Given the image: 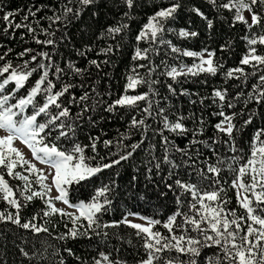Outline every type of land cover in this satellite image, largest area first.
Returning <instances> with one entry per match:
<instances>
[{
	"label": "trees",
	"instance_id": "1",
	"mask_svg": "<svg viewBox=\"0 0 264 264\" xmlns=\"http://www.w3.org/2000/svg\"><path fill=\"white\" fill-rule=\"evenodd\" d=\"M175 2L176 0H134L133 8L129 9L123 3V0H99L97 4L85 8L79 19L70 17L71 22L65 26L64 23H52L48 19H44V17L53 15L51 9H60L62 0H0V8L3 9V12L16 9H25L26 11L27 8L32 6H46L37 13L35 18H30L29 22L36 28L38 39L50 38L55 40V44L50 46L37 44L33 39V35L28 33L26 29L9 30L5 33L2 30L4 27L3 22H0V55L7 53L5 59L0 61V65L10 61L13 66H17L23 64L25 60H30V55L23 58L18 56L25 48L33 49L32 54L48 52L53 63L65 69V75L61 81L55 80V77L50 73V78L56 83L57 89L61 87L62 83L77 85L61 98L66 106L71 107L73 120L80 112L81 106L68 104L72 93L79 97L85 90L92 93L94 88L95 93L92 94L93 98L89 101L90 103H95L97 98H102L104 102L111 103L122 94H125L127 77L133 74L132 69L143 64L146 67L138 68L137 71L144 79L158 81L152 85L157 93L152 99L159 101V106L167 110L166 114L169 119L175 121L178 116H184V123L188 129L201 127L203 129L202 135L196 137L201 143L190 147L191 160L180 152L172 151L170 153L171 158L180 167L170 169L168 165L162 163L161 169L157 171L154 168L155 162L153 161V164L150 165L149 161L152 159V155H155L158 159L163 157L161 137L157 132L158 129L162 128V125L157 118L150 117L147 120L149 127L146 133L142 128L129 127L133 116L139 119L143 115L140 110L145 107V102H139L138 109L124 107L118 108L113 113L103 111L102 107H97L95 111L85 113L82 120L76 121L79 125L76 127L75 137L73 138L76 142L87 145L90 143V137H100V141L97 143V153H93L90 148L86 150L87 156H96L95 160L89 161L93 165L100 162V157L107 158L103 162L117 158L111 155L112 152L116 151L115 146L105 147L103 140L115 141L122 133L130 134L132 137L131 140H125V144L137 142L142 138L145 140L141 148L128 161H122L119 165L105 169L86 180L66 185L67 199L71 203L90 202L91 197L98 188L105 185L111 187V192L108 195L112 203L109 210L100 216L101 223L115 224V222L123 220L129 213L166 222L167 218L177 210L187 212V205L191 201V196L177 188L175 180L181 179L184 182L196 184L201 189L211 190L210 186L213 185V180L202 177L199 170L202 169L207 173V164H215L217 157L224 159L225 163L220 165L222 169L218 177L220 183L215 187L224 189V192L220 195L223 199L229 201L226 207L234 210L236 217L247 215L246 210L240 207L237 202L236 189L231 186L236 174L229 169L228 165L233 164V156L245 159L249 156L255 131L264 127V103L247 102L248 96L252 94V86L258 83L259 73L252 75L254 69L251 65L244 66L240 64V60L248 54L250 47L256 48L257 55L264 56V45L258 42L256 45L249 46L245 39V37H258L264 34V5L257 4L254 6V11L258 13L261 20L259 24L249 29L247 24L235 19V8L226 10L220 7L228 0H216V5L209 3V0H179L180 8L177 9L173 18L164 22L165 31L158 33V37H162L165 43L160 44L158 40L155 43L151 42L150 33L147 38L137 41V35L148 23L149 18L156 11L167 8ZM76 6L73 5V7ZM195 8H198L204 16L212 20V28L208 27L205 19L193 11ZM3 12H0V16L3 15ZM126 12L129 15L125 16L124 13ZM93 13H96V15H93ZM24 14V12H21L16 20L19 21ZM36 19L40 21L39 26L33 22ZM50 24L51 27H49ZM118 24H125L127 27L113 38L107 34L106 30L108 27L117 26ZM248 24L251 23L248 21ZM41 27L47 29L50 33H55V35L48 36L42 33L40 31ZM182 29L188 32H196L198 35L195 37H182L179 35ZM62 37L63 39H61ZM169 41L171 42L170 45ZM109 45L113 46V54L107 56L98 54L101 49L107 48ZM117 45H119L118 49L116 48ZM224 45H227V47L222 50ZM172 46L181 51L190 50L198 53L207 49L215 53L214 61L222 64L223 67L215 75L206 72L196 75L185 74L176 77L174 80L167 76V71H170L172 67L178 69L182 66L191 67L199 63V59L174 53L171 51ZM9 49H12V51L9 52ZM137 49H148V58L134 60L133 56ZM80 52L85 54L80 55ZM93 59L98 62L107 60L108 63H101L100 69H97L89 64V61ZM41 60L42 58L38 57L36 62L30 64V67H36ZM69 61L85 71L80 75L70 72L67 68ZM42 62L48 63L47 60ZM149 67L153 69L151 76L148 74ZM236 67H244L245 72L249 75L241 79L226 78L225 73L227 70ZM260 70L264 71V66H261ZM3 78V76H0V81ZM38 78L39 73H33L32 77L26 82L25 87L21 88L15 95L18 98L26 96L28 90ZM81 83L84 84V89L78 86ZM169 85L175 89V94L169 91ZM14 87L15 84L10 83L6 86V92H11ZM217 89L227 90L225 102H220L218 98L215 101L213 100V92ZM148 91V84H140L134 90L129 89L127 95H136ZM185 91L188 94L182 95L181 93ZM237 94H241L238 99L236 98ZM202 98L203 103H201ZM36 99L39 102L43 101L42 96ZM10 102L15 103V100ZM229 102L234 105L233 108L227 107ZM221 108L226 114H237L233 123L238 128L243 125V121L247 119L249 113H256L252 117L250 125L243 128L239 133H234L238 149L236 152L230 151L228 145L224 143V141L229 140V137L223 133H218L215 128V124L222 119L216 115ZM52 111H56V109L53 108ZM30 112V108L26 110V114H30ZM88 116H91V121L88 120ZM201 118L203 119L202 125L200 123ZM164 135L168 136L179 148H186L189 141L193 139L191 131L186 135L164 131ZM213 140L218 142L213 144ZM204 141L207 142V146L203 143ZM57 143L62 147H71L68 140L61 139ZM151 145L156 146L154 153L150 151ZM212 149H215V151H212ZM240 163H243V160L233 164V166L238 168ZM149 167L153 169L151 174L148 173ZM15 170H20L28 175L32 181L35 180L31 173L25 171V168L17 166ZM170 171L173 173L172 175H169ZM207 175L211 176V174ZM5 179L15 188H20L24 184V181L9 177L6 174ZM244 180L247 181V176L244 177ZM168 185H172V188L170 189ZM33 188L38 189L39 186L33 184ZM177 195L181 196L182 207L177 204ZM0 210L15 211L3 200H0ZM44 210H46L45 200L34 198L33 201L27 204V207L21 210V218L24 222L39 213L35 222L38 225L47 227L50 234H36L11 222L0 223V264H37L36 260H29L24 257L20 250L24 249L31 255L36 250H42L47 244L59 249L60 256L64 258L65 264H93L94 259L100 258L99 253L101 252L109 255L111 260L119 261V264H136L141 259L146 258L143 247L144 240L141 238L146 234L137 236L138 230L133 229L129 224L119 223L106 229H100L98 231H101V235H93L90 240L80 238L61 241L54 237L66 233L68 229L73 227L71 219L68 216L59 214L45 217L43 216ZM80 223L86 224V221L81 220ZM153 231H160L168 235L162 224L155 225ZM104 232H107V236L103 235ZM65 248H71L75 255L69 256L64 251ZM52 251L53 248H49L48 253H46V255H49V260H42L39 264H49V261L53 259L50 256ZM214 251H218V249H205L204 253L212 255ZM172 254L175 255V253ZM60 256L54 259L59 260ZM76 257L80 259L77 260ZM184 258L186 259V257ZM202 260L203 257L198 258V261Z\"/></svg>",
	"mask_w": 264,
	"mask_h": 264
},
{
	"label": "snow or ice",
	"instance_id": "2",
	"mask_svg": "<svg viewBox=\"0 0 264 264\" xmlns=\"http://www.w3.org/2000/svg\"><path fill=\"white\" fill-rule=\"evenodd\" d=\"M98 2L99 0H62L60 9H51L53 15L44 17V19H48L52 23H64L66 26L67 23L71 22L70 17L79 19L85 8ZM123 3L129 9L134 6V0H123ZM209 3L216 5V0H209ZM257 4L264 5V0H228L220 7L226 10L235 8V19L247 24L249 29H251L259 24L261 20L258 13L254 11V6ZM73 5L77 6L73 7ZM180 6L179 0H176L169 7L156 11L137 35V41L147 38L150 33L151 42L155 43L158 40L160 44L165 43L162 37H158V33L165 31L164 22L173 18ZM44 7L46 6H32L27 8L26 11L25 9H16L7 12H3V9L0 8V12H3V15L0 16V22H3L4 25L2 30L7 33L9 30L26 29L28 33L33 35V39L37 44L45 46L55 44V40L50 38L45 40L38 39L36 28L29 22L30 18H35L37 13L42 11ZM241 9L247 10L251 14V24H248ZM193 11L205 19L208 27L212 28V20L204 16L198 8L193 9ZM21 12L25 14L17 21L16 17ZM93 15H96V13H93ZM124 15L127 16L129 13L126 12ZM33 22L37 26L40 25L38 19ZM49 27H51V24ZM126 27L127 25L125 24H118L117 26L108 27L106 32L115 38V35L121 33ZM40 31L48 36L55 35V33H50L42 27ZM179 35L182 37H195L198 33L182 29ZM245 39L249 46L256 45L258 42L264 45V34L258 37H245ZM168 43L169 45L171 44L170 41ZM118 47L119 45L116 46L117 49ZM225 47L227 45L222 46V50ZM88 50L90 51L91 49L89 48ZM8 51L11 52L12 49ZM33 51L31 48H25L18 54L21 58L30 55V60H25L21 65L13 66L10 61L0 65V76L4 77L0 81V130L7 133L4 136H0V194H2L0 195V200L7 202L11 208L15 209L14 212L0 210V223L11 222L22 229L36 234L49 233L47 227L38 225L35 222L39 213L33 215L31 219L22 222L21 210L27 207V204L33 201L34 198H39L45 200L46 210L43 211V216L48 217L59 214L68 216L72 221L73 227L68 229L66 233L54 237L57 240L66 241L80 238L90 240L93 235H101V231H98L100 229H106L119 223H126L133 229L138 230L137 236L146 234L141 237L144 240L143 247L146 258L141 259L139 264H264V127L255 131L250 145V154L246 159L243 157H232L233 164L238 163L240 160H243V163H240L238 168L234 167L233 164L228 165L229 169L236 174L231 186L237 190V202L240 207L246 210V216L236 217L234 210L226 207L229 201L223 199L220 195V193L224 192V189L215 187V185L220 183L218 179L222 170L220 165L225 163L224 159L217 157L215 164H207V173L202 169L199 170V174L202 177L213 180V185L210 186L211 190L201 189L196 184L184 182L181 179L175 180V186L183 193L191 196V201L187 205V212L177 210L167 218L166 222L140 217V219L147 220L148 226L132 223L127 219V216L123 220L115 222V224L101 223L100 216L109 210L112 203L108 195L111 192V187L105 185L98 188L91 197L90 202L80 201L76 204H70L67 199L68 193L65 186L73 182L78 183L86 180L105 169L119 165L122 161H128L141 148L145 140L142 138L137 142L125 144V140L132 139L131 135L126 133L119 134L115 141L103 140L105 147L115 146L116 151L112 152L111 155L117 158L103 162L107 158L100 157V162L93 165L89 161L95 160L96 156H87L86 150L90 148L93 153H97V143L100 141V137H90V143L87 145L76 142L73 139L76 127L79 126L76 121L82 120L85 113L93 112L97 107H102L103 111L113 113L118 108L124 107L138 109L139 102H145V107L140 110L143 115L139 119L133 116L129 127L134 129L142 128L144 133H146L149 127L147 120L150 117L157 118L162 125V128L158 129L157 132L161 137L163 157L158 159L155 155H152V159L149 161L150 165L153 164V161L155 162L154 168L157 171L161 169L162 163L168 165L170 169H178L180 167L171 158L170 153L172 151L180 152L191 160L190 147L201 143L196 137L202 135L203 129L202 127L188 129L184 123V116H178L175 121L169 119L166 114L167 110L159 106V101L152 99V97L157 95L152 85L158 81L144 79L137 71L138 68L146 67L143 64L137 65L132 69L133 74L127 77L128 82L125 85V94H122L111 103L104 102L102 98H97L95 103H90L89 101L93 98L92 94L95 93L94 88L92 93L85 90L79 97L72 93L68 104L81 106L80 112L77 113L75 120H73L71 107L66 106L61 101V98L68 94L71 89L77 87V85L62 83L61 87L57 89L56 83L50 78V73L55 77V80L61 81L65 75V69L55 65L48 52L32 54ZM113 51V46L109 45L107 48L101 49L98 54L107 56L113 54ZM148 51V49H137L133 59H147ZM171 51L186 57L199 59V63L191 67L182 66L179 69L172 67L170 71H167V76L174 80L176 77L185 74L196 75L206 72L215 75L223 67L222 64L214 61L215 53L207 49L198 53L190 50L181 51L172 46ZM79 54L84 55L85 53L80 52ZM6 55L7 53L0 55V61L4 60ZM38 57L42 58L41 62L36 67H30V64L36 62ZM43 60H47L48 63L42 62ZM101 63L106 64L108 61L98 62L95 59L89 61V64L97 69H100ZM240 64L244 66L251 65L254 69L252 75L259 73L258 83L252 86V94L248 96L247 102L264 103V71L260 70L261 66H264V56L257 55L256 48L250 47L248 54L244 55L240 60ZM67 68L76 75H80L85 71L71 61L68 62ZM152 71L153 69L149 67V76H151ZM33 73H39V78L35 80L34 85L28 90L26 96L18 98L15 93L25 87L26 82L32 77ZM4 74L7 75L5 76ZM247 75L249 74L245 72L244 67L228 69L225 73L228 79L246 78ZM10 83H14L15 87L11 92H6V86ZM140 84H148L149 91L136 95H127L129 89L134 90ZM78 86L81 89L85 87L83 83ZM168 88L170 92L175 94V89L171 85ZM181 94L187 95L188 93L185 91ZM240 95L237 94L236 98L238 99ZM41 96L43 101L39 102L36 98ZM226 97V89H217L213 92L214 101L218 98L220 102H225ZM12 100H15V103H11L10 101ZM201 103H203V98ZM227 107L233 108L234 105L229 102ZM29 108L31 112L26 114V110ZM53 108L56 111H52ZM255 114L254 112L249 113L247 119L243 121V125L238 128L233 123L236 113L226 114L223 108L216 113L222 119L215 124V128L218 133H223L229 137V140L224 141V143L228 145L230 151L236 152L238 150L234 133H239L243 128L250 125ZM41 117L44 119H38ZM91 119V116H88V120L91 121ZM200 123L201 125L203 124L202 118ZM164 131L177 133L178 135H186L191 131L193 139L189 141V145L186 148H179L168 136L164 135ZM61 139L68 140L71 143V147L66 148L59 145L57 142ZM16 140H20L30 149L35 160L42 164H47L54 171L45 172L44 169L37 168L36 164L26 159L23 152L14 146V141ZM217 142V140L212 141L213 144ZM203 143L207 146L206 141ZM155 147V145H151L150 151L154 153ZM212 151H215V149H212ZM12 154H14L15 158H12ZM185 163L187 164V161ZM18 165L20 167L26 165L25 171L36 174L35 180L29 181L27 175L15 171ZM152 170V167H149L148 173L151 174ZM5 174L24 181V184L20 188H15L5 179ZM172 174L170 171L169 175ZM207 174H211V176ZM245 176L249 177L247 181L244 180ZM45 181L48 182L45 183ZM33 184L38 185L39 190H35ZM168 187L171 189L172 185H168ZM258 188L260 191H256ZM53 189L58 193L54 197L51 195ZM241 190L244 193L243 195ZM176 200L178 206L182 207L183 201L180 195H177ZM53 201H59L76 211L68 213L62 208H57ZM129 215L135 214L129 213ZM81 220L86 221V224L80 223ZM249 221L251 222L249 223ZM161 224L167 230L168 235L160 231H153L155 225ZM103 235L107 236V232H104ZM49 248H53L50 254L53 259L49 261V264H65L64 258L60 256L59 249L54 248L51 244H47L42 250L34 251L31 255L24 249L20 251L24 257L29 260H36L37 264H39L42 260H49V255H46ZM205 249H218V251H214L212 255H206L204 253ZM64 251L69 256L75 255L71 248H65ZM172 253H175V255ZM57 256H60L59 260L54 259ZM99 257L94 259L93 264H119V261L111 260L109 255L103 252L99 253ZM201 257H203V260L198 261V258ZM76 259L79 260L80 258L76 257Z\"/></svg>",
	"mask_w": 264,
	"mask_h": 264
},
{
	"label": "rangeland",
	"instance_id": "3",
	"mask_svg": "<svg viewBox=\"0 0 264 264\" xmlns=\"http://www.w3.org/2000/svg\"><path fill=\"white\" fill-rule=\"evenodd\" d=\"M241 12H242V14H243V16L251 23V14L247 11V10H244V9H241ZM201 52H203V51H201ZM200 53V52H199ZM205 56H206V54H205ZM7 133H5L3 130H0V136H4V135H6ZM14 146L15 147H17V148H19L22 152H23V154H24V156H25V158L26 159H29V160H31V162L32 163H34V164H36V167L37 168H39V169H44L45 170V172H53L54 170L53 169H51L47 164H42V163H40L38 160H35L33 157H32V154H31V151H30V149L26 146V145H24L20 140H16V141H14ZM12 158H15V156H14V154H12ZM19 166V165H18ZM20 167V166H19ZM27 166L25 165L24 167H22V168H26ZM16 171V170H15ZM19 172H21L20 170H18ZM22 173V172H21ZM23 175H25L24 173H22ZM32 174V176L35 178V175L36 174H34V173H31ZM28 176V175H27ZM249 179V177L247 176V180ZM29 181H32L30 178H29ZM48 181H45V183H47ZM66 187V186H65ZM35 190H39V188L38 189H35ZM256 191H260V189L258 188V189H256ZM236 192H237V190H236ZM58 193L55 191V189H53V191H52V193H51V195L54 197V196H56ZM241 194L243 195L244 193H243V191L241 190ZM54 203H55V206L57 207V208H62V209H64L66 212H68V213H73V212H75L76 210L75 209H73V208H71V207H69L68 205H65V204H63V203H61V202H59V201H53ZM70 204H76V203H71V202H69ZM78 214V213H77ZM127 216V219L129 220V221H131L132 223H138V224H142V225H144V226H148V223H147V220H144V219H140V217H143V216H140V215H138V214H135V215H126ZM125 216V217H126ZM137 264H139V263H137Z\"/></svg>",
	"mask_w": 264,
	"mask_h": 264
}]
</instances>
